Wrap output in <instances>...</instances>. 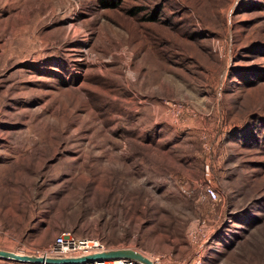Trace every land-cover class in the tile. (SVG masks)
Returning a JSON list of instances; mask_svg holds the SVG:
<instances>
[{
    "label": "rangeland",
    "instance_id": "374dc122",
    "mask_svg": "<svg viewBox=\"0 0 264 264\" xmlns=\"http://www.w3.org/2000/svg\"><path fill=\"white\" fill-rule=\"evenodd\" d=\"M65 232L264 264V0H0V250Z\"/></svg>",
    "mask_w": 264,
    "mask_h": 264
},
{
    "label": "built area",
    "instance_id": "2783aa9c",
    "mask_svg": "<svg viewBox=\"0 0 264 264\" xmlns=\"http://www.w3.org/2000/svg\"><path fill=\"white\" fill-rule=\"evenodd\" d=\"M208 194L213 198H217L218 194L214 188L207 189ZM121 248H111L105 242L98 238H78L71 233H62L57 236L53 244L43 251L30 252L24 255H32L43 258L54 259H80L89 256L99 255L111 250ZM153 264H175L170 258L165 257H150ZM81 264H141L132 259H120L114 261H93ZM184 264H202V259L197 258L192 262Z\"/></svg>",
    "mask_w": 264,
    "mask_h": 264
},
{
    "label": "water",
    "instance_id": "95a60500",
    "mask_svg": "<svg viewBox=\"0 0 264 264\" xmlns=\"http://www.w3.org/2000/svg\"><path fill=\"white\" fill-rule=\"evenodd\" d=\"M0 259L5 261L16 262L19 264H81L93 261H114L120 259H132L141 264H153L152 261L142 253L133 249H116L109 252L89 256L80 259H54L43 258L32 255L17 254L5 250H0Z\"/></svg>",
    "mask_w": 264,
    "mask_h": 264
}]
</instances>
